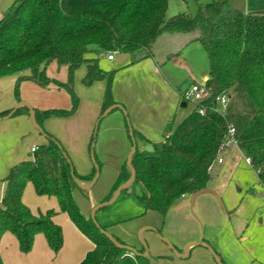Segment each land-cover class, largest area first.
Segmentation results:
<instances>
[{"label":"trees","instance_id":"1","mask_svg":"<svg viewBox=\"0 0 264 264\" xmlns=\"http://www.w3.org/2000/svg\"><path fill=\"white\" fill-rule=\"evenodd\" d=\"M168 7L169 0H15L0 20V78L16 77L14 94L18 103L22 101L20 85L24 80H33L44 88L55 84L71 95L70 108H34L43 129L46 118L68 117L76 112L79 97L74 91V75L83 64L87 65L83 78L86 85L107 80L102 119L106 110L116 104L112 94L116 70L103 69L100 54L144 51L143 57H150L162 34H195L194 40L202 44L208 56L209 76L204 82L211 89V97L196 104L185 101L192 111L171 127L163 141L153 142L151 151L141 150L139 142L146 138L127 121L137 145L132 158L134 183H141L145 189L138 195L143 215L157 211L165 216L181 197L207 187L211 177L209 167L217 159L227 133L228 119L214 109L216 96L225 92L246 94L250 99L252 109L234 112L230 120L240 147L251 157L252 167L264 185V13L233 8L229 0L198 2L195 14L180 12L170 17ZM52 62L67 66V81L48 75ZM203 105L204 114L199 111ZM13 109L0 112V117ZM23 112L30 113L28 106L22 105L12 116ZM45 132L48 142L39 146L33 158L14 164L3 180L0 240L10 231L18 238L21 251L28 253L35 236L42 233L55 253L63 247V229L54 221L56 210L34 213L23 201L24 191L31 183L37 194L55 196L60 209L95 243V248L79 264H138L142 256H131L129 250L117 246L92 218H86L80 211L74 191L81 187L72 171L85 183L94 179L96 167L90 174L81 175L72 160L68 162L66 155L70 156L61 141ZM95 139L96 132L93 143ZM92 151L99 164L95 148ZM130 176L131 169L124 164L118 182L103 201H108ZM101 227L108 230L107 226ZM137 250L142 253L145 248Z\"/></svg>","mask_w":264,"mask_h":264},{"label":"crops","instance_id":"2","mask_svg":"<svg viewBox=\"0 0 264 264\" xmlns=\"http://www.w3.org/2000/svg\"><path fill=\"white\" fill-rule=\"evenodd\" d=\"M14 2L15 0H0V20L9 12ZM160 38H166L167 44L158 46L157 41ZM194 38L195 34H162L157 39L150 57H143L144 51L129 54L118 50L112 60L107 58L108 53L100 54V66L108 71L116 70L112 84L113 99L116 101L114 108L100 119L107 80H95L89 87L84 86L80 91L78 90L79 105L73 115L53 116L43 121L45 131L61 141L81 175L90 174L95 166L89 158V154L93 155L91 143L93 144L95 127L97 132L94 148L98 162L105 167L115 166L118 171L114 188L121 167L127 164L133 145L127 121L146 138L139 142L141 150L151 151L153 142L163 141L165 135L170 133L171 127L192 111V106L187 110L185 107L188 104L182 105L185 102L182 99L184 90L182 84L188 78L193 79L191 83L199 82L197 75L188 65L181 75H174L175 73L172 74L170 70H165V65L169 64V59L178 55L184 46L199 42ZM176 40L179 41L178 43L182 42L177 46H182L181 48L170 44ZM170 50L174 52L168 56ZM84 65L86 68L77 72V78L82 79V82L87 73V65ZM50 66L54 69L58 68V71L66 68L68 77L67 66H59L56 62H52L47 69L51 78L55 76L49 70ZM81 68L84 66L82 65ZM208 76L209 68L208 72L203 74L202 82L206 81ZM59 81L65 82L60 79ZM15 82V76L0 78V112L14 108L18 103L14 94ZM56 86L51 84L44 88L33 80H24L20 85V99L39 110L70 108L72 103L67 97L61 96L58 91L60 88ZM11 135L21 138L30 137L31 148L48 142L46 136L43 137L40 132L34 131L30 113L27 112L0 119V151L9 148L10 141L7 138ZM245 155L239 143L227 148L221 154L223 161L215 162L213 170L210 171L211 177L207 187L181 197L165 216L157 211H148L141 215L143 207L140 205L141 212L136 216H130L120 223L105 222L101 225L107 226L111 234L137 249L143 246L139 239V232L143 230L142 237L147 241L149 248H152L162 260V264H219L215 255L201 244L191 246L185 257L179 255L187 244L204 241L209 243L215 253L219 254L227 264H250L252 261L253 264L264 263L263 258L256 260L245 248L244 243L248 239L245 233L249 220L238 218L243 212L241 207L239 208L238 193L243 191L240 184L244 183V180L237 175V171ZM32 156L25 159H31ZM88 183L90 182H85ZM95 184L90 189L82 187L76 189L89 197L91 209L111 192L97 200L94 194L90 193ZM259 184L264 188V185L260 182ZM2 185L0 207L4 182ZM23 201L34 213L56 210L54 221L63 229V247L55 253L44 234L39 233L35 236L31 251L25 253L21 251L16 235L7 231L0 240V264H79L95 248V243L77 227L67 212L60 209L59 201L55 196L39 195L34 185L29 183L24 191ZM128 222L129 227H126ZM157 233L167 238L176 251L160 244Z\"/></svg>","mask_w":264,"mask_h":264},{"label":"rangeland","instance_id":"3","mask_svg":"<svg viewBox=\"0 0 264 264\" xmlns=\"http://www.w3.org/2000/svg\"><path fill=\"white\" fill-rule=\"evenodd\" d=\"M212 1L214 0H169L167 17L173 16L180 12H190L195 14L198 11V2L201 4H207ZM229 1L231 7L233 8L247 11L249 13H264V0H229ZM165 40L166 38H160L157 41L158 46H162L164 45V43L167 44ZM178 42L179 41L176 40L175 42L173 41L172 43L170 42L169 43L171 45L173 44L174 47H177L182 43L181 41L180 43ZM181 47H177V48H181ZM173 52L174 50H170L168 56H170ZM168 63L169 64L165 65V70L167 71L170 70L172 74L175 73L174 75L183 74L188 65V67H191L192 71L197 75V81H199V83L202 82V76L206 71L208 72V68H209V60L207 53L200 42H192L189 45L184 46L181 49V51L178 53V55H175V57L169 59ZM83 66L84 68H81L82 66H80L79 67L80 69L78 68L75 71V75H74V84H75L74 91L77 95H79L78 90L80 91L82 87L84 86L89 87V85H86L84 82H82V79L77 78L78 77L77 72L79 73L81 69L86 68L84 64ZM49 70L54 74L53 76H55L57 80L60 79L67 81L68 77H67L66 68L62 69L61 71H58V68L54 69L53 66H50ZM192 80L193 79L191 78L186 79L185 82L182 84V89H186L191 84ZM58 91L61 93V96L63 95L64 97H67L70 103H72V99L69 91H67L65 88H60ZM230 96H231L230 101L228 102V104L224 109V115L227 119L230 120L231 115L234 112H248L252 109L250 99L246 94L232 92ZM219 107L221 108L220 105ZM185 108L187 110H190L191 105L188 104V106H186ZM183 110L185 109L183 108ZM31 124L33 125L34 131L39 132V130L32 123V121ZM95 131L97 132L96 127H95ZM41 135L44 137L42 133ZM1 139L5 140V138H1ZM7 139L10 141L9 148L4 149V151H0V193L3 186L2 185L3 180L5 176L8 174L10 168L19 161L33 155V153H31L30 137L26 136L25 138H21L19 136L15 137L14 135H11L8 136ZM96 154H97V148H96ZM246 157L247 155L243 156L242 164L240 166V169L237 171V175H239L242 178L241 180H244L243 181L244 183L240 184V187L243 188V191L241 193H238L239 196L238 203H240L239 208L241 207L243 212H241L238 215V218L239 217L243 219L247 218L249 220L248 229L246 230L245 233V236H247L248 239L244 243V246L250 251L251 254H253V257L256 260H261V258L264 259V198H262V196H264V188L259 184L258 175L254 170V168H252V166H250L246 162ZM89 158L91 163L94 164L92 154H89ZM99 167H100L99 180L90 191L92 195L94 194L97 200L98 198H101L102 196L104 197L110 191H112V188L116 182L117 174H118L117 173L118 171L115 166L105 167V165H100ZM144 190H145L144 186L141 183H134L129 191L122 192L112 204L102 207L96 211L95 217L98 223L99 224L105 222L120 223L125 221L126 218L130 216H134V215L136 216V214L141 212L140 211L141 203L139 202L138 195L144 192ZM248 190L250 195L249 193H247ZM74 194L81 213L86 218L89 217L91 218V214L94 208L91 209L90 207L89 197H87V195L82 194L79 190H75ZM99 202L97 203V205L100 204ZM86 210L89 211L87 212ZM142 213L141 215H143ZM129 224L130 223L128 222L127 225L125 226L129 227ZM158 238L160 244L168 246V248H170V246L164 240H162L160 237ZM162 263H163L162 260L158 258V256L153 252L152 248L150 249V253L148 257H141L138 260V264H162Z\"/></svg>","mask_w":264,"mask_h":264},{"label":"water","instance_id":"4","mask_svg":"<svg viewBox=\"0 0 264 264\" xmlns=\"http://www.w3.org/2000/svg\"><path fill=\"white\" fill-rule=\"evenodd\" d=\"M186 104H187L186 102H183V103H182L183 106H185ZM22 105H26V106H28V108L30 109V118H31L32 123H33L34 126L39 130L40 133H42L44 136H47L45 130H44L41 126H39V124H38V122H37V120H36V117H35V110H34V108H33L31 105H29L27 102H25V101H21V102L17 103L16 106L14 107V109H13L8 115H6V116H4V117H0V119H6V118L11 117V116L15 113V111H16L19 107H21ZM118 106H120V105H118ZM113 108H114V106L108 108V109L106 110V112L104 113V115H105L106 113H108V112H109L111 109H113ZM104 115H103V116H104ZM100 119H101V118H100ZM130 132H131V137L133 138V132H132V130H131ZM94 146H95V143H93V145H92V149L94 148ZM136 149H137V145H136L135 141H133V145H132L131 151H130V153H129V155H128V159H127V164L129 165V167H130V169H131V176H130V178H129L126 182L121 183V184L117 187V189L115 190L113 196H112L108 201H103V202H101L100 204H98V205H96V206L94 207V209H93V211H92V214H91V218H92L93 221L96 223L97 227L100 228V231H101L102 233H104L105 235H107V237H108L112 242H114L117 246H119V247H123V248H126V249L129 250L133 255L136 254V255H140V256H142V257H147V256H149L150 250H149V246H148L147 241H145V239H143V237H142V232H143V230H141V231L139 232V238H140V241L142 242V244H143V246H144V248H145V251L141 253V252H138V250H137L135 247L131 246V245H126V244H120V243H118V242L115 240L113 234H111L108 230L103 229V228L101 227V224L98 223V221H97V219H96V217H95V213H96V211H97L98 209H100V208H102V207H105V206H108V205L112 204V203H113V202L119 197V195L122 193V191H123L124 189L129 188V187H131V186L134 184V182H135V168H134V166H133L132 158H133V154H134V152L136 151ZM92 153H93V151H92ZM66 157H67V159H68V162L71 163V159H70L67 155H66ZM93 161H94V165H95V167H96V175H95L94 179H93L90 183H88V184H85V183L81 182V181L79 180V178H77V177L75 176L74 171H72V176L74 177V179L76 180V182H77V183L80 185V187H82V188L90 189V188L95 184V182L97 181V179H98V177H99V175H100V167H99V164L96 162V159H95V157H94V154H93ZM198 192H199V191H198ZM152 229H154V230L156 231L155 228H152ZM157 234H158V237H160L162 240H164L165 242H167V243L170 245V247H171L174 251H176V249H175V247L173 246V244H171L170 241H169L167 238H165L161 233H157ZM195 244H201V245L206 246V247H207V248H208V249H209V250L215 255V257L218 259V263H219V264H225V263L222 262L221 257H220L217 253H215V250L213 249V247H212L209 243H207V242H205V241H204V242L189 243V244H187V245L184 247L183 252H182L181 254H179V255H180L181 257H185V256L187 255V251H188V249H189L191 246L195 245Z\"/></svg>","mask_w":264,"mask_h":264},{"label":"built area","instance_id":"5","mask_svg":"<svg viewBox=\"0 0 264 264\" xmlns=\"http://www.w3.org/2000/svg\"><path fill=\"white\" fill-rule=\"evenodd\" d=\"M116 51H111L110 53L107 54V58L109 60L114 59ZM212 95L211 89L210 87H208L206 85L205 82H193L191 83L186 89L183 90L182 92V99L186 102H189L191 104H196V103H200L203 102L204 100H208ZM230 95L228 93H221L220 95L216 96L215 98V107L214 109L218 110L220 113H222L224 115V109L226 107V105L228 104V102L230 101ZM219 105L221 106V108L219 107ZM199 111L201 113H205L206 108L205 106H200L199 107ZM225 116V115H224ZM235 126L233 124V122L231 120H227V133L225 135V140L223 141V143L220 145L219 150H218V157L215 160V162H222L223 158L221 157V154L230 146L232 145H237L238 141L235 137ZM39 148V146L34 145L31 148V153H35V151H37V149ZM215 162L209 167V172L213 170L214 164ZM246 162L252 166V159L251 157L247 156L246 157ZM131 256L133 255L132 253L130 254Z\"/></svg>","mask_w":264,"mask_h":264}]
</instances>
